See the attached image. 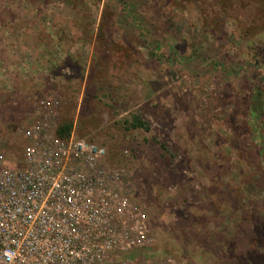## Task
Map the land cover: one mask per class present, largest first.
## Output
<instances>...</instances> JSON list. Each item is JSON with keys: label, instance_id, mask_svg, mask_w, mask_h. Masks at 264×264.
<instances>
[{"label": "rangeland", "instance_id": "374dc122", "mask_svg": "<svg viewBox=\"0 0 264 264\" xmlns=\"http://www.w3.org/2000/svg\"><path fill=\"white\" fill-rule=\"evenodd\" d=\"M260 1L0 0V157L16 168L23 130L71 122L65 137L105 148L142 215L145 182L161 197L141 253L197 264L177 247L188 235L239 254L236 215L264 217ZM246 257L223 264H259Z\"/></svg>", "mask_w": 264, "mask_h": 264}, {"label": "built area", "instance_id": "2783aa9c", "mask_svg": "<svg viewBox=\"0 0 264 264\" xmlns=\"http://www.w3.org/2000/svg\"><path fill=\"white\" fill-rule=\"evenodd\" d=\"M22 135L21 165L0 157V264H171L141 253L150 229L103 146L39 123Z\"/></svg>", "mask_w": 264, "mask_h": 264}, {"label": "trees", "instance_id": "16d2710c", "mask_svg": "<svg viewBox=\"0 0 264 264\" xmlns=\"http://www.w3.org/2000/svg\"><path fill=\"white\" fill-rule=\"evenodd\" d=\"M231 1V0H230ZM254 3L252 5V7H259L260 4V0H253ZM229 3V2H228ZM227 4V3H226ZM262 114V113H261ZM260 114V115H261ZM129 123L130 128H142L145 130L149 129V124L147 122H145L144 120L141 119V117L137 114H133L129 120H125ZM72 123L71 122H63V123H59L58 127H57V137L64 139L65 136H67L70 132ZM87 141L92 142V143H96L95 141L89 139V138H85ZM107 155V154H106ZM106 159V158H105ZM108 161V159L106 160V162ZM105 162V161H104ZM243 162L241 161L240 164H242ZM107 164V163H105ZM110 164V163H109ZM112 164V163H111ZM259 165V163H258ZM158 171V170H157ZM143 187L145 188V192H143L144 196H145V205H143V217L144 219H146L147 221L150 220L152 223V218H150V214L151 212L153 213L154 211L157 210L160 202H161V197H159L156 192H152L153 191V186L149 185L147 182H145L143 184ZM210 190V189H209ZM235 191V190H234ZM220 195V201H223V199L226 197L224 194L219 193V194H211L212 197H217ZM218 201V202H220ZM217 202V201H216ZM151 203V206L150 204ZM149 210V212L147 211ZM150 213V214H149ZM252 213L250 211H247L246 214H244L243 216H241L240 214H237V221H236V228H238V230H241L242 232H245L247 234H249L248 236L246 235L244 240L245 242H243L242 244H236V246H239V248H241L239 250V254H234V249H230L227 245H225L226 249L225 250L223 247L224 245H220L221 247L220 250H218V252H214L212 251L211 248V244L207 243V247L203 246V245H199L196 243V238L195 237H190V236H186L183 235L181 237H179L182 240V245L184 246V248H182L183 246L179 245L177 243V247H179L181 250L184 249V253H186L185 257H187V260L197 263V264H221L220 262L225 261L226 259H232L234 257H238L239 259L242 260H246V256L249 257V259L251 258V256H253V258L257 259V262L259 264H264V217L261 218V220L259 222L255 223V220H253L254 217H252ZM244 225H251L253 227V230H246L245 227H242ZM249 227V226H248ZM178 232V229H177ZM180 240V241H181ZM233 243L228 244L229 246H232ZM171 248H166V250H170L171 254H174V250H177L176 246H170ZM175 248V249H174ZM178 248V249H179ZM244 249H246L248 251V253H246L247 251H245ZM182 252V251H181ZM245 254H249V255H244ZM248 259L247 263L250 262V260ZM212 261V262H211Z\"/></svg>", "mask_w": 264, "mask_h": 264}]
</instances>
